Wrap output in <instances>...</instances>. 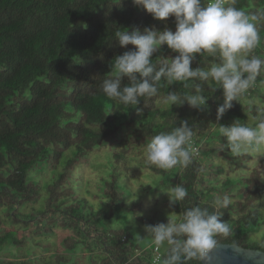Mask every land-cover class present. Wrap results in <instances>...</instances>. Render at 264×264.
Returning <instances> with one entry per match:
<instances>
[{"label": "trees", "instance_id": "16d2710c", "mask_svg": "<svg viewBox=\"0 0 264 264\" xmlns=\"http://www.w3.org/2000/svg\"><path fill=\"white\" fill-rule=\"evenodd\" d=\"M236 6L248 13L264 12V0H236ZM256 26L260 42L252 54L264 57V18ZM145 27L175 31V17L154 19L132 0H0V245L21 224L34 238L64 228L72 235L62 252H50L56 264H70L67 259L73 254L86 255L92 264H151L152 246L133 243L122 228H103L126 208L117 172L101 176L93 199L103 196L107 202L96 210L81 203L87 197L83 185L96 178L93 174L87 180L85 169L95 152L107 149L125 162L143 152L157 133L187 121L193 130L191 142L199 149L192 162L167 171L142 166L162 175L166 187L181 184L188 190L184 201L175 205L179 219L185 209L210 205L227 194L231 203L220 215L230 231L217 236V244L264 251V242L249 241L264 225V157L258 158L255 151L235 157L218 131L219 125L236 120L255 125L257 108H264V74L219 120L220 87L212 92L203 85L209 97L203 110L186 102L179 107L163 102L171 90L192 94L196 81H188L186 88L183 82L168 85L162 78L157 95L142 97L134 107L109 99L101 85L114 74V57L136 47H121L115 32ZM175 55L165 44L154 53L153 62ZM215 62L207 53L196 54L192 67L208 68ZM122 82L129 83L128 78ZM72 148V155L64 158ZM42 187L44 208L36 214L22 212L25 204L39 199ZM168 247L162 245L163 257ZM0 264L16 261L0 255Z\"/></svg>", "mask_w": 264, "mask_h": 264}, {"label": "clouds", "instance_id": "9594fccd", "mask_svg": "<svg viewBox=\"0 0 264 264\" xmlns=\"http://www.w3.org/2000/svg\"><path fill=\"white\" fill-rule=\"evenodd\" d=\"M132 3L146 9L154 19L174 16L176 30L145 27L143 31L134 28L115 32L121 47L127 48L129 44L136 47L114 57L110 65L114 74L101 85V91L109 99L134 107L142 97L157 95L162 78L168 85L183 82L186 88L188 81H196L192 84V94L181 96L171 90L163 102L171 107L183 106L186 102L192 108L203 110L209 98L203 94V85L208 84L212 92L220 87L223 103L217 109L219 120L233 106L232 101H239L264 74V57L252 54L260 42L256 22L264 18V12L248 13L236 6V0H132ZM165 44L178 55L154 63V53ZM204 53L216 62L208 68H193L196 54ZM124 77L129 83L122 82ZM255 120L254 126L239 120L231 125H219L224 147L235 157L252 155L254 151L258 158L264 157V108H257ZM192 136L193 130L187 121H181L170 131L157 133L144 148L145 164L164 171L176 166L187 167L194 155ZM164 192L169 196L170 207L180 204L188 195L181 184ZM135 199H128V203ZM230 203V197L225 194L216 197L210 205L185 209L179 220L168 215L167 223L145 224L147 236L157 247L165 243L169 246L162 264H188L192 260L212 264L216 237L230 231L220 215V209H227Z\"/></svg>", "mask_w": 264, "mask_h": 264}, {"label": "rangeland", "instance_id": "374dc122", "mask_svg": "<svg viewBox=\"0 0 264 264\" xmlns=\"http://www.w3.org/2000/svg\"><path fill=\"white\" fill-rule=\"evenodd\" d=\"M72 153L73 148L66 152L64 158L69 157ZM143 163H145L144 151L133 157L132 155L128 156L125 162L116 160L112 152L107 149L93 153L91 162L85 169V178L88 180L93 174L96 175V178L92 184L89 185L88 180L83 185L87 197L81 203H84L88 208L94 206L96 210L100 209L107 201L103 196L95 200L93 194L99 189L101 176L106 177L117 172L119 176L118 188L124 194L126 208L118 212L114 218L105 221L103 228L107 230L122 228L130 233L133 243L147 248L154 243L147 236L144 225L167 223L168 215L179 220L180 214L175 205L169 206V196L164 192L171 187L163 185L161 183L163 176L145 169L142 166ZM169 177L167 176L165 181H168ZM89 190L91 193H88ZM45 199L46 192L42 187L39 199L36 202L25 204L21 211L27 214H36L44 208ZM128 199L135 200L128 203ZM132 205L138 206L136 211L130 209ZM260 219H264V205L260 210ZM28 230L24 224L13 230L6 242L0 245V255L14 259L16 264H56L50 252H62L65 239L72 235L71 231L58 228L54 232H47L42 237L34 238ZM249 241L252 243L264 242V225L249 235ZM46 251L47 253H45ZM67 260L70 264H92L84 254H73L68 256Z\"/></svg>", "mask_w": 264, "mask_h": 264}, {"label": "water", "instance_id": "95a60500", "mask_svg": "<svg viewBox=\"0 0 264 264\" xmlns=\"http://www.w3.org/2000/svg\"><path fill=\"white\" fill-rule=\"evenodd\" d=\"M212 264H264V251L218 243L212 251Z\"/></svg>", "mask_w": 264, "mask_h": 264}, {"label": "built area", "instance_id": "2783aa9c", "mask_svg": "<svg viewBox=\"0 0 264 264\" xmlns=\"http://www.w3.org/2000/svg\"><path fill=\"white\" fill-rule=\"evenodd\" d=\"M191 146L193 149V156H196L199 154V149L193 142H191ZM152 256H151V264H162V258H163V248L162 246L157 247L155 244L152 245Z\"/></svg>", "mask_w": 264, "mask_h": 264}]
</instances>
